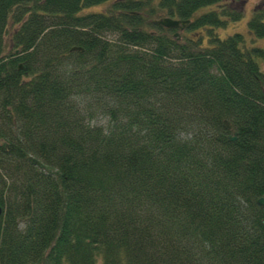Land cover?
Returning a JSON list of instances; mask_svg holds the SVG:
<instances>
[{
  "label": "trees",
  "instance_id": "obj_1",
  "mask_svg": "<svg viewBox=\"0 0 264 264\" xmlns=\"http://www.w3.org/2000/svg\"><path fill=\"white\" fill-rule=\"evenodd\" d=\"M242 1L0 0V264H264Z\"/></svg>",
  "mask_w": 264,
  "mask_h": 264
},
{
  "label": "rangeland",
  "instance_id": "obj_2",
  "mask_svg": "<svg viewBox=\"0 0 264 264\" xmlns=\"http://www.w3.org/2000/svg\"><path fill=\"white\" fill-rule=\"evenodd\" d=\"M242 3H243L242 4L243 5V12H244V18L242 19V21L235 23V24H230L227 28L220 29L218 31V33L221 37H226L229 35H234L236 33H241L244 36L246 44L249 47L264 48V38H255L250 33L249 28H248V22L250 21L253 13L255 12L256 7L264 6V0H243ZM240 7H241V5H240ZM104 8H105V6H101V7L96 8V10H101ZM211 9H214V7L200 11L196 15V17H199L200 15L208 12ZM184 33H185V31L182 34H184ZM192 33L193 32H190V33H188V35H191ZM193 38H195V36H193ZM261 68H262V71L264 72V61H261Z\"/></svg>",
  "mask_w": 264,
  "mask_h": 264
},
{
  "label": "water",
  "instance_id": "obj_3",
  "mask_svg": "<svg viewBox=\"0 0 264 264\" xmlns=\"http://www.w3.org/2000/svg\"><path fill=\"white\" fill-rule=\"evenodd\" d=\"M153 24H156V25H159L163 28H166V29H170V30H173V29H177L179 30V33L176 34V39L178 41L181 40V32H184L188 26H190V24L192 23L191 20H187V21H184V20H175L173 18H168V17H165V18H162V19H159V20H153L152 21ZM76 51L77 50H80L79 48L75 49ZM227 126L229 128V130H232V126L230 123L227 122ZM237 139V133H235L234 137H230V140L231 141H235ZM259 204L260 205H264V199H261L259 201Z\"/></svg>",
  "mask_w": 264,
  "mask_h": 264
}]
</instances>
